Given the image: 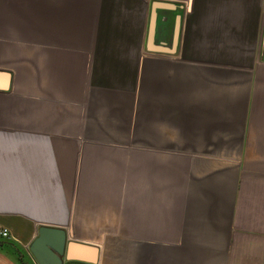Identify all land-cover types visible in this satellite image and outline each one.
Listing matches in <instances>:
<instances>
[{"label":"crops","instance_id":"obj_1","mask_svg":"<svg viewBox=\"0 0 264 264\" xmlns=\"http://www.w3.org/2000/svg\"><path fill=\"white\" fill-rule=\"evenodd\" d=\"M0 224V264H264V0H0Z\"/></svg>","mask_w":264,"mask_h":264},{"label":"water","instance_id":"obj_2","mask_svg":"<svg viewBox=\"0 0 264 264\" xmlns=\"http://www.w3.org/2000/svg\"><path fill=\"white\" fill-rule=\"evenodd\" d=\"M153 13L148 31L151 40ZM27 250L36 264H93L95 248L86 243L71 240L63 227L40 225Z\"/></svg>","mask_w":264,"mask_h":264},{"label":"rangeland","instance_id":"obj_3","mask_svg":"<svg viewBox=\"0 0 264 264\" xmlns=\"http://www.w3.org/2000/svg\"><path fill=\"white\" fill-rule=\"evenodd\" d=\"M18 256L22 264H36L27 249L18 253Z\"/></svg>","mask_w":264,"mask_h":264},{"label":"built area","instance_id":"obj_4","mask_svg":"<svg viewBox=\"0 0 264 264\" xmlns=\"http://www.w3.org/2000/svg\"><path fill=\"white\" fill-rule=\"evenodd\" d=\"M0 238H9L8 229L0 224Z\"/></svg>","mask_w":264,"mask_h":264},{"label":"trees","instance_id":"obj_5","mask_svg":"<svg viewBox=\"0 0 264 264\" xmlns=\"http://www.w3.org/2000/svg\"><path fill=\"white\" fill-rule=\"evenodd\" d=\"M18 253H21V252L18 250Z\"/></svg>","mask_w":264,"mask_h":264}]
</instances>
